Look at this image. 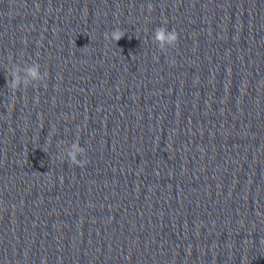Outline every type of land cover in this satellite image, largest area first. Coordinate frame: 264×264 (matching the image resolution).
<instances>
[{"label": "clouds", "instance_id": "clouds-1", "mask_svg": "<svg viewBox=\"0 0 264 264\" xmlns=\"http://www.w3.org/2000/svg\"><path fill=\"white\" fill-rule=\"evenodd\" d=\"M123 35V33H121L120 31H117L116 33H114L113 35V39L115 41H119V39L121 38V36ZM157 36L159 39H163V31H158ZM172 38L178 40V34L176 32L173 33ZM29 75H31L32 77L36 76V70L35 68L29 69Z\"/></svg>", "mask_w": 264, "mask_h": 264}]
</instances>
